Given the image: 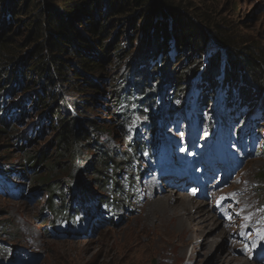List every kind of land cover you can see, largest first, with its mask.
Segmentation results:
<instances>
[{
	"label": "trees",
	"instance_id": "obj_1",
	"mask_svg": "<svg viewBox=\"0 0 264 264\" xmlns=\"http://www.w3.org/2000/svg\"><path fill=\"white\" fill-rule=\"evenodd\" d=\"M135 7L141 10L138 21L130 19ZM192 16L193 19L180 10L175 0H0L2 128L6 130L4 122H11L14 112L10 111L23 109L27 99L35 98V103L44 107L48 125L52 128L54 152L48 156L51 160L47 165L49 173L59 167L74 178L75 171L82 166L85 172L90 171L99 180L103 179L99 176H109L110 168L111 182L105 179L103 185L111 187L112 195L122 194L117 170L140 162L146 142L138 137L125 141V147L111 145L108 141L106 145L103 136L112 138L116 127L127 133L126 129H131L129 125L135 123L138 127L142 117H145V126L150 127L164 106L169 111L180 109L193 119L188 111V101L204 100L208 105L210 98L218 99L215 88L222 84L215 77L217 71L235 82L223 90L224 98L229 99L222 105L232 106V113L236 105L245 108L255 106L257 101L264 107V56L258 44L253 41L241 46L235 44L236 39L215 21L209 24L215 30L207 34L199 25L207 22L206 18L194 13ZM21 18L25 19L21 22L24 33L11 26L19 23ZM136 23H139L138 28ZM131 28L138 30L133 38L129 35L125 42L118 39L126 36ZM209 39L224 49L204 62L202 49ZM231 45H234V51L229 50ZM191 51V56L185 54ZM197 75L202 79L195 84L194 96L189 94L192 85L188 86V83ZM21 88L31 90L32 95H25L27 99L18 98ZM14 96L17 97L14 103L7 104ZM98 101L107 103L104 108L109 120L103 121L99 117V107H95ZM208 106L211 110L212 104ZM91 109L94 114L90 116ZM16 118L17 114L14 121ZM41 119L35 128H29L30 135L43 127ZM18 127L14 126L15 131L23 135L25 132ZM214 127H207V130L216 132ZM250 130L253 127L247 131ZM148 133L149 136L163 135L157 123ZM126 146L131 148L130 151H124ZM89 151L94 152L90 158L87 156ZM46 156L45 150L42 154L37 152L33 156L34 164L45 160ZM37 180L44 187L41 196L45 195L43 202L52 222H66L68 228L74 230L86 221L87 217L82 216L89 208L78 200L80 193L77 190L65 194L57 184L47 186L51 176ZM75 184L78 183L69 186L70 190ZM81 186L84 197L96 198L94 194L89 196L88 187ZM112 195L104 199L108 200V206L117 209L122 199L116 200ZM73 215H78L79 219ZM105 219L108 223L113 222L108 213Z\"/></svg>",
	"mask_w": 264,
	"mask_h": 264
},
{
	"label": "rangeland",
	"instance_id": "obj_2",
	"mask_svg": "<svg viewBox=\"0 0 264 264\" xmlns=\"http://www.w3.org/2000/svg\"><path fill=\"white\" fill-rule=\"evenodd\" d=\"M175 4L192 19L193 13L205 17L207 20L205 23L199 24L195 20L203 27L205 33L212 34L215 27L209 24L213 21L219 22L222 29L236 39L235 44L241 46L253 41L258 44L264 56V0H175ZM140 14L141 10L135 7L130 19L136 18L135 20L138 21ZM24 20L21 18L19 23L15 22L11 26L23 32L21 22ZM138 24L136 23V28ZM137 31L131 28L126 36L118 39L125 42V37L131 35L133 38ZM172 41L171 37V47ZM233 46L231 45L229 50L234 51ZM223 49L209 39L208 45L202 49L201 58L204 62H208L214 55L221 54ZM225 49L227 50V47ZM185 54L191 56L192 51ZM219 60L222 61L221 58ZM199 72L200 70L198 75ZM198 75L188 83V86L192 85L189 94L194 96L195 84L197 85L202 79ZM215 77L222 84L215 88V91L219 92L218 99H211L214 108H217L222 101L229 99V97L224 98L226 94L223 90L235 82L227 79L221 71H217ZM167 88L169 91V87ZM208 90L206 88L207 92ZM30 93L31 90L21 88L17 97L27 99L26 96ZM17 97H9L6 103H14ZM220 98L223 99L220 101ZM106 104L105 101L95 103V107H99L98 114L103 121L110 118L105 115ZM191 104L195 114H200L197 128L202 133L203 121L207 122L205 115L212 113H204L199 108L200 103H195L194 99ZM23 106L21 110L16 109L10 118L11 122H4L6 130L0 124L3 129H0V167L2 169L8 167L9 175L19 192L18 196L11 197L10 189L4 186L3 193H0V264H218L217 260L220 256L231 259L229 264L240 263L243 259L251 262L250 264H264V107L260 106L259 101L255 106L248 105L238 114V119L232 117L228 121L229 125L225 126L226 143H230L236 136L235 132L245 127L242 128L241 124L244 121L247 124V115L249 120L252 117L258 118V122L253 124V131L241 135L230 147L238 155L239 161L234 164L222 183L213 186L214 181H211L207 187L209 191L203 195L198 194L199 190L194 191L191 188H187L188 193L177 191L178 187L171 189L160 182L162 176L155 162L146 166L140 159L143 169L137 172H135L136 163L117 170L122 193L120 195L116 193L112 195L109 190L111 187L108 184L103 185L105 179L108 183L111 182L113 173L110 168L107 171L109 176H99L103 178L99 180H96L90 171L85 172L82 166L75 171L74 178H70L63 172L65 170L59 167L49 173L47 165L51 160L48 156L53 154L54 147L53 144L51 145L52 128L48 125V117L45 116L44 107L35 103V98L27 99ZM90 111L91 116L94 111L92 109ZM16 114L17 118L14 121ZM172 116L167 112L162 114L165 122L164 133L175 134L177 137V133H172L173 129L170 125ZM40 118L44 122L43 127L36 134L30 135L29 128H35ZM177 118L183 133L188 132L191 128L190 123L178 114ZM215 119V124L221 125V119L217 117ZM140 120H145V117ZM15 125L25 133L23 135L17 133L14 129ZM147 129L151 130V127L147 126ZM112 133L114 136L110 139L103 136L106 145L108 141L111 145L120 144L121 147H125V141L132 140L131 132L124 133L117 127ZM176 143L173 144L172 152L176 151L178 146ZM181 144L185 147L187 143L183 141ZM238 145L242 147H236ZM129 149L131 148L127 147L124 151H130ZM43 150L47 153V158L34 164L33 156L37 152L42 154ZM161 150L164 151L165 148ZM88 155L90 158L94 152L89 151ZM13 171L17 174H13ZM50 176L51 181L47 186L49 184L53 187L52 185L57 184L59 190L65 194L77 190L80 193L78 200L83 201L82 203L89 208L82 216V218L87 217L86 221H83L77 230L67 228L63 221L57 222L58 224L52 222L53 218L43 202L45 195L41 196L44 187L37 180L40 177ZM70 180V183H66ZM76 182L78 184L70 190L69 186ZM131 184L136 187H131ZM81 185L89 188L90 197L94 194L96 198L93 196L94 198L89 200L87 196L84 197L85 192ZM152 187L153 193L150 194ZM179 194L191 198L194 205H199L195 207H199L203 213L211 216L213 221L207 219L206 222L202 220L200 223L194 221V213L191 218L187 216L188 218L185 219V227L181 235L160 234L156 227L159 221L155 217L151 218L152 213L157 204L163 201H167L172 210L174 207L175 210L183 208L177 196ZM111 195L116 200L122 199L119 208L112 209V206L107 205L108 200L104 198ZM56 196L58 204L60 202L58 192ZM158 197H161L159 202L156 200ZM107 213L113 222H107L108 220L105 219ZM72 217L77 218L78 215ZM203 226L207 229L211 227V230H206ZM201 229L202 233L208 232L206 237L209 243L207 242L206 246H199L203 239L200 237Z\"/></svg>",
	"mask_w": 264,
	"mask_h": 264
},
{
	"label": "bare ground",
	"instance_id": "obj_3",
	"mask_svg": "<svg viewBox=\"0 0 264 264\" xmlns=\"http://www.w3.org/2000/svg\"><path fill=\"white\" fill-rule=\"evenodd\" d=\"M180 198V201L183 204V208H181L180 210H175L176 207H174V210H172L169 206V203L167 202H162V203H158L156 206L155 211L152 213L151 218L155 217L156 220L159 221V224L157 228V230H159L158 232L161 233H168L171 234L173 236L175 235H181L183 233V229H184V224H185V219H187L189 216L191 218V216L194 214L195 217L193 218L194 221L196 220L197 222L200 223V221L202 220H209L210 222L213 221V218L209 215H207L206 213H203L202 210H200L199 207H195L196 205H194L191 201V198H189L186 195H177ZM163 198H165V195H163ZM157 202H159L161 200V197H158ZM164 200V199H162ZM199 206V205H197ZM149 211V210H148ZM152 211V210H151ZM197 213V215H196ZM188 216V217H187ZM203 221V222H204ZM206 222V221H205ZM157 223V222H156ZM215 223V221H214ZM196 224V222H195ZM206 224V223H205ZM208 224V223H207ZM211 225V224H210ZM209 226V224H208ZM204 229L206 230H211L210 228L207 229L206 226H203ZM202 229L200 231L201 235L200 237H202L203 239H201L200 245L199 246H206L209 242L208 239L206 237L208 232H203L202 233ZM220 233H222L220 231ZM208 242V243H207ZM231 259H228V257H224V256H220L218 258V264H229ZM237 261V260H236ZM251 262L247 261L246 259L242 260L240 263L237 264H250Z\"/></svg>",
	"mask_w": 264,
	"mask_h": 264
},
{
	"label": "clouds",
	"instance_id": "obj_4",
	"mask_svg": "<svg viewBox=\"0 0 264 264\" xmlns=\"http://www.w3.org/2000/svg\"><path fill=\"white\" fill-rule=\"evenodd\" d=\"M15 111H16V109H15ZM15 111H11V112H15ZM184 185H185V183L181 184V185L178 187V185L176 184V186H175L174 188L178 187V189H176V190L182 192L181 189H183ZM12 251H13V249H12Z\"/></svg>",
	"mask_w": 264,
	"mask_h": 264
}]
</instances>
